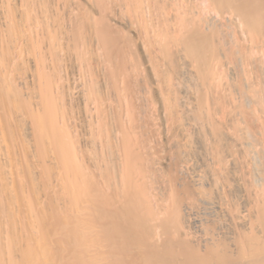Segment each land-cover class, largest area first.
I'll use <instances>...</instances> for the list:
<instances>
[{"label":"bare ground","instance_id":"6f19581e","mask_svg":"<svg viewBox=\"0 0 264 264\" xmlns=\"http://www.w3.org/2000/svg\"><path fill=\"white\" fill-rule=\"evenodd\" d=\"M0 264H264V0H0Z\"/></svg>","mask_w":264,"mask_h":264}]
</instances>
